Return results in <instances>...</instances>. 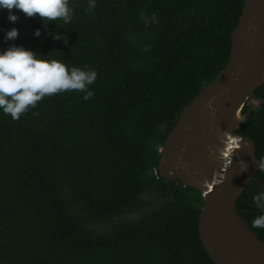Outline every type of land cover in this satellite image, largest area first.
<instances>
[{
	"label": "trees",
	"instance_id": "obj_1",
	"mask_svg": "<svg viewBox=\"0 0 264 264\" xmlns=\"http://www.w3.org/2000/svg\"><path fill=\"white\" fill-rule=\"evenodd\" d=\"M69 0L71 20L0 9V49L23 45L94 70L93 95H46L19 119L0 111V264H215L199 236L202 193L155 169L186 104L226 66L243 0ZM15 26L14 41L5 30ZM39 28V35H33ZM59 34L61 39H53ZM67 39V44L64 40ZM237 132L264 159V85ZM258 171L237 202L253 227ZM137 214L136 218H127ZM118 217V218H117ZM113 222L106 230L92 223Z\"/></svg>",
	"mask_w": 264,
	"mask_h": 264
},
{
	"label": "water",
	"instance_id": "obj_2",
	"mask_svg": "<svg viewBox=\"0 0 264 264\" xmlns=\"http://www.w3.org/2000/svg\"><path fill=\"white\" fill-rule=\"evenodd\" d=\"M243 1L226 66L184 106L158 165L164 179L202 193L198 231L215 264H264V241L237 210L259 159L256 142L237 132L240 121L235 124L233 116L264 85V0Z\"/></svg>",
	"mask_w": 264,
	"mask_h": 264
},
{
	"label": "clouds",
	"instance_id": "obj_3",
	"mask_svg": "<svg viewBox=\"0 0 264 264\" xmlns=\"http://www.w3.org/2000/svg\"><path fill=\"white\" fill-rule=\"evenodd\" d=\"M94 7L95 0H88L86 10ZM0 9L7 10V19L13 24L18 19L13 9L28 17L38 14L43 23L58 19L68 23L72 15L69 0H0ZM44 26L46 28L47 24L44 23ZM39 33L37 28L33 35L38 36ZM18 34L19 30L13 26L5 30L4 38L14 41ZM53 39L59 40L61 36L55 34ZM64 42L67 44L66 38ZM96 75L94 70L68 67L62 61L38 55L34 49L11 44L0 49V111L9 114L14 120L19 119L22 113L34 107L44 96L65 90L83 92L82 99L88 100L93 92L87 86L93 84ZM257 165L260 171H264V159L257 161ZM240 168H246L243 161L240 162ZM254 201L260 207L264 202V193L254 197ZM252 225L264 229V214L256 216Z\"/></svg>",
	"mask_w": 264,
	"mask_h": 264
},
{
	"label": "rangeland",
	"instance_id": "obj_4",
	"mask_svg": "<svg viewBox=\"0 0 264 264\" xmlns=\"http://www.w3.org/2000/svg\"><path fill=\"white\" fill-rule=\"evenodd\" d=\"M249 105H251L254 109L259 108L260 104L262 103V100L260 98L255 97L253 94L250 95V97L246 100ZM216 178L217 180H222L223 178V173L222 172H217L216 173ZM264 190V182L261 180H257L254 183V186L252 187V190L257 191V190ZM138 215L137 214H129L127 218H136ZM118 218V217H117ZM113 222H102L100 224L92 223L91 226L97 230H106L112 226Z\"/></svg>",
	"mask_w": 264,
	"mask_h": 264
},
{
	"label": "bare ground",
	"instance_id": "obj_5",
	"mask_svg": "<svg viewBox=\"0 0 264 264\" xmlns=\"http://www.w3.org/2000/svg\"><path fill=\"white\" fill-rule=\"evenodd\" d=\"M241 110H242V107H239V109L237 110V112L233 116V122L235 124L238 123L239 121H241Z\"/></svg>",
	"mask_w": 264,
	"mask_h": 264
},
{
	"label": "built area",
	"instance_id": "obj_6",
	"mask_svg": "<svg viewBox=\"0 0 264 264\" xmlns=\"http://www.w3.org/2000/svg\"><path fill=\"white\" fill-rule=\"evenodd\" d=\"M155 173H157V174L159 173L158 168L155 169Z\"/></svg>",
	"mask_w": 264,
	"mask_h": 264
}]
</instances>
